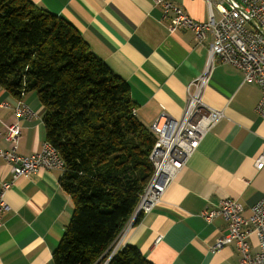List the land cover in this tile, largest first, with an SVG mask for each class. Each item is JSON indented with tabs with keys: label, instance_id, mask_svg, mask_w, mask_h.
<instances>
[{
	"label": "crops",
	"instance_id": "1",
	"mask_svg": "<svg viewBox=\"0 0 264 264\" xmlns=\"http://www.w3.org/2000/svg\"><path fill=\"white\" fill-rule=\"evenodd\" d=\"M30 1L73 26L90 52L127 84L135 117L147 129L160 112L175 119L182 115L187 85L206 66L209 32L199 43L188 29L170 31L172 14L163 17L152 0ZM165 1L194 21L208 20L205 0ZM260 96L239 70L214 61L202 100L222 110L223 117L202 137L160 202L120 233L116 247H134L151 264H240L234 243L214 249L227 234L226 221L215 217L206 222L200 212L227 198L248 216L263 196L264 169H254V159L264 153V119L255 111ZM17 100L0 88V150L8 148L6 125L17 123V152L28 156L45 141L43 109L34 94H27L21 101L33 116L17 118ZM61 176L60 170L40 169L13 181L0 156V194L8 207L0 224V264H53L52 252L72 213L71 199L59 185ZM4 182L11 185L2 192ZM247 243L249 253H257L253 234Z\"/></svg>",
	"mask_w": 264,
	"mask_h": 264
},
{
	"label": "trees",
	"instance_id": "2",
	"mask_svg": "<svg viewBox=\"0 0 264 264\" xmlns=\"http://www.w3.org/2000/svg\"><path fill=\"white\" fill-rule=\"evenodd\" d=\"M0 88L35 95L45 141L63 161L72 213L52 263L151 264L128 245L113 252L152 173L155 142L127 84L62 18L30 0H0Z\"/></svg>",
	"mask_w": 264,
	"mask_h": 264
},
{
	"label": "built area",
	"instance_id": "3",
	"mask_svg": "<svg viewBox=\"0 0 264 264\" xmlns=\"http://www.w3.org/2000/svg\"><path fill=\"white\" fill-rule=\"evenodd\" d=\"M205 1L209 8L208 20L197 22L168 1L152 0L154 5L162 9L163 17L172 14L170 31L178 27L188 29L199 43L209 32L212 42L205 69L187 85L182 115L175 119L160 112L149 127L155 136L149 153L152 173L122 231L160 202L173 177L186 164L202 137L223 117L222 110L210 108L202 100L214 61L239 70L243 82L255 84L260 89L261 96L255 111L264 119V0ZM212 9L217 13V18ZM6 106L3 104V107ZM13 111L17 118L30 119L33 116L21 99L16 101ZM19 136L17 123L6 125L4 140L8 148L0 150V156L9 165L13 181L21 176L35 174L40 169L63 172V161L48 141L43 142L40 151L24 156L17 152ZM254 169H264V153L254 159ZM10 185L11 182L2 183V192ZM1 194L0 224L2 214L8 209ZM200 215L206 222L220 217L227 223V234L217 239L214 249L232 242L239 252L240 264H264V194L250 207L248 216L243 215L242 205L227 198L220 200L213 208L205 207ZM252 234L258 248L254 255L249 253L247 243V236ZM116 249L118 247L115 245L113 252Z\"/></svg>",
	"mask_w": 264,
	"mask_h": 264
},
{
	"label": "rangeland",
	"instance_id": "4",
	"mask_svg": "<svg viewBox=\"0 0 264 264\" xmlns=\"http://www.w3.org/2000/svg\"><path fill=\"white\" fill-rule=\"evenodd\" d=\"M114 245H115V243H114Z\"/></svg>",
	"mask_w": 264,
	"mask_h": 264
}]
</instances>
